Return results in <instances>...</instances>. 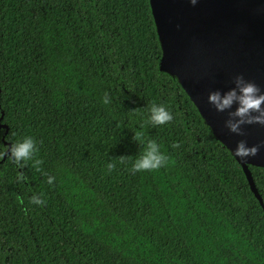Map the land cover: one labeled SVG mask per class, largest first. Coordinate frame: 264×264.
<instances>
[{
  "label": "trees",
  "instance_id": "16d2710c",
  "mask_svg": "<svg viewBox=\"0 0 264 264\" xmlns=\"http://www.w3.org/2000/svg\"><path fill=\"white\" fill-rule=\"evenodd\" d=\"M160 59L149 0H0V144L37 146L0 159V264H264V168L258 199Z\"/></svg>",
  "mask_w": 264,
  "mask_h": 264
},
{
  "label": "water",
  "instance_id": "95a60500",
  "mask_svg": "<svg viewBox=\"0 0 264 264\" xmlns=\"http://www.w3.org/2000/svg\"><path fill=\"white\" fill-rule=\"evenodd\" d=\"M149 5L161 47L159 67L176 78L216 139L232 155L240 140L248 146L264 140V125H243L241 135L230 132L227 111L217 112L207 100L210 91L233 87L236 75L264 91V0H197L195 5L149 0ZM233 157L258 197L247 165L264 168V147L254 157Z\"/></svg>",
  "mask_w": 264,
  "mask_h": 264
},
{
  "label": "clouds",
  "instance_id": "9594fccd",
  "mask_svg": "<svg viewBox=\"0 0 264 264\" xmlns=\"http://www.w3.org/2000/svg\"><path fill=\"white\" fill-rule=\"evenodd\" d=\"M191 5H195L197 0H188ZM208 103L211 104L217 112L227 111L228 119L225 120V127L232 133L242 134L243 125L258 124L264 125V91L253 82L247 81L242 75H236L233 78V87L226 91L219 89L210 91L207 96ZM102 102L108 104L107 93L102 97ZM233 105L235 108L233 110ZM148 122L154 126L166 125L173 119L172 113L163 104H153L149 109ZM0 135H3V129H0ZM135 139L139 140L141 151L131 165L132 173L140 171H152L163 167L168 161V156L161 151L160 145L154 139H141L142 133L137 131ZM8 136V135H7ZM7 136L4 137L6 141ZM264 147V140L257 144L248 146L244 140L237 142L233 155L244 159L249 156H256L260 148ZM37 151L36 141L31 136L10 142L9 144H0V159L7 156L14 164L23 167ZM39 164L40 161H35ZM111 170L114 165L109 162L106 165ZM18 179H24L19 176ZM54 176L47 177V183L52 184ZM32 204L41 205L44 203L38 195L30 197Z\"/></svg>",
  "mask_w": 264,
  "mask_h": 264
}]
</instances>
